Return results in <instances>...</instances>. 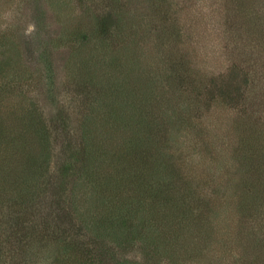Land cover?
Segmentation results:
<instances>
[{"label":"trees","instance_id":"16d2710c","mask_svg":"<svg viewBox=\"0 0 264 264\" xmlns=\"http://www.w3.org/2000/svg\"><path fill=\"white\" fill-rule=\"evenodd\" d=\"M118 1L109 0V6L99 16L85 13L80 20L72 22V29L67 33L68 38L78 44V53L83 55L79 54L80 60L75 65L78 73L73 77L75 98L89 104V108L81 106L83 115L77 119L76 126L71 123L72 118L65 108L47 118L33 104L27 105L24 98L17 105L10 106L7 97L16 93L15 82L5 80H10L9 73L16 74L17 65L13 67L12 56L8 55L10 51H0V189L2 186L7 190L6 194L14 196L13 201L24 205L22 215L25 223L29 221L27 209L34 218L32 220L37 222L39 218L40 222L46 223L48 215L43 216L38 205L43 203L50 187L48 177L54 167L64 182L67 214L76 222L80 220L77 231H82L80 239L71 236L70 239L65 237L54 241L42 237L37 227L13 231L5 241L0 231V264H78L83 260L81 257L89 259L92 256L91 237H96L93 231L98 230L104 235L109 227L111 236L116 230L112 216L110 219L93 220L95 195L107 191L117 192L122 200L127 194H139L145 204L155 210L167 201L166 206L174 210L172 213H146V232L142 234V231L140 236L146 243L143 251L147 255L152 248L165 249L169 255L171 250L179 249L191 250L190 255H196L198 251L212 255L217 243L223 245L228 239L235 240L232 243L234 248L238 247L236 251L239 247L242 250L235 255L234 264H264V119L258 114L257 122L251 123L248 119L251 88L257 85L259 76L252 66L253 62L248 63L245 57L248 51L243 56L241 54L244 61H232L219 70L197 73L192 67L191 57L178 55L171 49L176 50L177 43L189 36L183 31L191 30L197 24L195 16L187 15L190 24L178 22L170 8L172 0H140L139 8H135L136 12H142L143 28L154 34L151 45L158 53V62L169 67V77L175 87L173 93L179 98L188 97V109L198 111L211 105H231L243 117L237 126L243 131L237 140L235 154L237 163L248 174L229 179V184L233 186L229 198L226 194L227 198L219 201L213 197L206 200L196 194L194 188L191 191L192 187L189 189L186 186L185 177H181V170L169 156V144L179 142L171 129L176 122L170 120L169 113L166 117L168 121L159 122L154 115L144 112L148 107L162 110L164 102L157 100L151 105L147 98L142 97L144 95H138L139 89L135 85L138 73L134 72L137 57L136 51L132 50L138 43L135 44L134 39L127 42L124 38L128 35L126 31L131 22L124 19L123 10H115ZM235 1L238 7H232L230 12L237 20H242V30L246 33L262 30L264 11H260L263 9L259 6L260 2L251 0L248 4L245 0ZM124 3L130 4L127 1ZM238 12L240 15L237 16ZM229 17L230 14L226 17L228 22ZM231 23L229 27L235 29V24ZM113 38L120 40L116 48H121L126 58L131 57L130 54L135 58L130 61L127 78L107 86L104 40ZM254 54L251 53V56ZM113 88L123 99L117 100L111 97L112 93L105 92ZM94 89H98L97 97L92 92ZM104 94L108 95L107 98L98 101L97 98ZM94 102L100 106L99 113L94 111ZM180 104L177 109H181ZM144 158H148V164ZM138 166L141 168L139 175L134 176L133 169ZM220 191L227 192L224 189ZM85 202L90 204V208L86 209ZM234 211L233 224L231 216ZM178 214L181 216L179 222L176 218ZM182 220H187V225L180 228ZM194 229L198 231L196 235L192 233ZM138 230L136 226L132 232L137 233ZM20 233L28 239L24 241V249L18 245L22 244V240H18ZM219 238H222L220 242ZM20 250H24L22 258ZM195 259L197 257L193 256L189 261ZM86 260L87 264H97Z\"/></svg>","mask_w":264,"mask_h":264},{"label":"rangeland","instance_id":"374dc122","mask_svg":"<svg viewBox=\"0 0 264 264\" xmlns=\"http://www.w3.org/2000/svg\"><path fill=\"white\" fill-rule=\"evenodd\" d=\"M126 1L130 4L124 3ZM139 1L119 0L114 8L123 10L125 12L124 19L131 22L126 31L128 35L124 37L125 40L130 42L134 39L135 44L138 43L137 47L132 49L136 51L137 57V67L134 72L138 73V80L137 83L136 81L134 83L138 87L137 90L139 89L138 95H144L142 97L147 98V102L151 105L157 100H160L161 103L164 102V109L148 107L144 112L149 116L154 115L159 122L168 121L166 117L169 113L172 117L170 120L176 122L171 125V129L179 142L173 145L169 144V156L176 163L175 166L181 170V177H185L186 186L189 189L192 187L191 191L194 188L195 193L206 200H211L210 198L213 197L219 201L222 198H227L226 194L229 198L233 189V186L229 184V179L231 177L233 179L246 177L248 174L244 173L245 168L240 167L237 163L235 154L237 140L243 131L237 126L243 117L231 105H211L201 107L198 111L194 108L189 110L186 103L188 97L179 98L177 94L173 93L175 91L172 90L175 87L169 77V67L165 63L158 62V53L151 45L154 34L149 33L147 28H143L142 12L135 11V8L140 6L138 5ZM245 1L251 4V0ZM258 1L260 8H263L260 11L263 12L264 0ZM108 3L109 0L107 2L105 0H0V51L3 49L7 53L10 51L8 55L12 56L13 67L17 65L16 74L9 73L10 80H5L6 82H15L16 93L9 94L10 97H7L10 106L17 105L24 98L27 100V105L32 106L33 104L47 118L57 113L59 109L65 108L67 115L72 118L71 123L75 126L78 125L77 119L83 115L80 112L81 106L84 108L85 105L89 108V104L75 98L73 77L78 76L75 65L80 60L79 54L81 53H78V44L69 39L67 33L72 29L74 20H80L83 15H86L85 13L99 16L101 11L109 6ZM236 6L235 0H172L170 8L174 13L173 18L176 17L180 23L188 22L190 24L187 15L192 18L195 16L197 31L196 25L191 30H184L183 32L189 36L183 37L177 43L176 50L171 49L173 53L186 54L187 57H191L193 59L192 67L194 66L197 73L200 74L215 69L219 70L232 61H244L241 57L244 52L248 51L245 56L248 58V63L253 62L254 70L259 72L257 85L251 88L248 101L250 113L248 119L251 123H255L258 119L257 114L264 119V27H261L262 30H258V33L255 30L246 33L240 25L242 20L240 18L237 20L233 12H230L231 8H236ZM145 14L153 16L151 13ZM228 14H230L229 22L226 20ZM238 15H240L239 12ZM229 23L235 24L236 28L231 29ZM119 41L116 38L104 40L103 53L104 57H107L105 61L107 86L127 78L130 61L135 58L132 54H130L131 57L126 58L124 51L121 48H116ZM173 44L172 47H174ZM253 52L255 54L251 56ZM116 91L113 88L112 91L106 90L105 92L112 93L111 97H115L117 100L123 99V96L117 94ZM92 92H95L97 97L98 89H94ZM107 96L104 94L103 97L97 99L101 101ZM15 97H19V99ZM252 97L254 98L252 99ZM178 103H181V109L176 108ZM93 106L95 113H99V104L94 102ZM167 107L168 110H165ZM256 126L258 127V125ZM144 159L147 161L148 158ZM52 165L54 166V164ZM51 169L48 177L50 187L44 195L43 203L38 205L43 216L48 215L46 223L40 222L39 218L37 222L32 220L34 218L29 215L28 209L26 216L29 221L25 223L24 215H22L24 214V205L13 201L14 196L11 197V193L6 194L7 190L1 186L0 231L4 234L2 237L4 241L7 240V235H10L11 232L25 230L26 227L39 228L38 233L50 241L65 239V237L70 239L71 236L80 239L79 234L82 231L79 233L77 231L80 220L76 222L75 218H71L67 214L64 182L54 170L55 168ZM139 169H141L140 166L136 170L133 169L132 174L135 176ZM220 189L227 192H221ZM116 193L107 191L95 195L97 198L92 202V210L95 214L93 220H103L107 217L110 219L112 216L116 222L114 226L116 230L112 231L111 236L108 232L109 227L106 228L107 232L104 235L98 230H94L93 234L97 238L91 237V247L87 243V246L92 249V253H90L92 256L89 259L81 257L83 260L78 264H82L86 259V261L90 260L97 264H234L235 255L242 251L240 247L238 251H236L238 247L234 248L235 240L227 239L223 245L216 244L212 255L199 251L195 253L196 255H190L191 250L188 251V249L171 250V255H169L165 249L161 248H152V251L147 255L143 251L146 243L140 236L142 231H144L142 234L146 232L144 224L147 218L146 213H172L174 210L166 206L167 201H164L165 204H159L155 210L153 206L145 204V200L139 194H127L126 199L122 200L123 198ZM87 207L90 208L88 202L86 209ZM81 208L84 210L83 206ZM234 214L235 211L231 216L233 224ZM176 218L178 222L181 220L179 214ZM186 221L182 220L179 227L187 225ZM106 224L109 226L108 223ZM136 226L139 228L138 232H132ZM86 229H84L85 232H88ZM35 232L34 234H36ZM192 233L196 235L197 229H194ZM24 235L20 233L18 239L22 240V244H18L21 249H24V241L28 240L24 238ZM221 240L222 238H219L218 242ZM20 252V258H22L24 250H20ZM193 256H196L197 259L189 261V258L191 259ZM224 259L225 261H223Z\"/></svg>","mask_w":264,"mask_h":264}]
</instances>
